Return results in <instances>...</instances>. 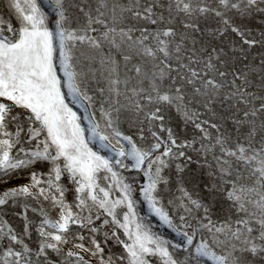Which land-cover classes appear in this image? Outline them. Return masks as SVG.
<instances>
[{
    "label": "snow or ice",
    "instance_id": "snow-or-ice-1",
    "mask_svg": "<svg viewBox=\"0 0 264 264\" xmlns=\"http://www.w3.org/2000/svg\"><path fill=\"white\" fill-rule=\"evenodd\" d=\"M13 178L0 264H264V0H4Z\"/></svg>",
    "mask_w": 264,
    "mask_h": 264
},
{
    "label": "rangeland",
    "instance_id": "rangeland-1",
    "mask_svg": "<svg viewBox=\"0 0 264 264\" xmlns=\"http://www.w3.org/2000/svg\"><path fill=\"white\" fill-rule=\"evenodd\" d=\"M4 0H0V6H2ZM24 181L20 180L19 178H13L9 180L7 183H0V192L5 191L7 188L17 186L19 183H23ZM155 223V221H153ZM161 231H165L161 229Z\"/></svg>",
    "mask_w": 264,
    "mask_h": 264
}]
</instances>
